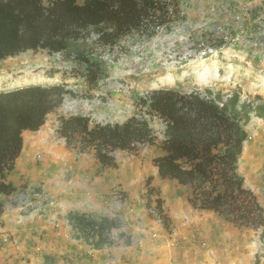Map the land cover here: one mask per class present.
Wrapping results in <instances>:
<instances>
[{"label":"trees","instance_id":"1","mask_svg":"<svg viewBox=\"0 0 264 264\" xmlns=\"http://www.w3.org/2000/svg\"><path fill=\"white\" fill-rule=\"evenodd\" d=\"M174 6L176 0H0V62L28 51L68 52L70 42L83 39L90 28L104 46H116L133 33L153 37L178 15ZM77 59L86 68L88 83L96 85L102 63L82 52ZM73 94L60 84L0 91V215L3 199L16 191L6 174L14 171L23 151L24 132L39 131L49 114ZM140 105L165 126V153L154 159L160 177L189 185L193 208L214 211L238 227L261 228L264 242V205L238 173L249 139L246 127L252 116L264 120L262 98L243 101L240 93L226 95L211 88L188 93L164 87L151 90ZM58 134L69 148L79 154L93 150L100 164L112 168L118 165L116 151L136 152L158 140L140 113L121 124L99 123L84 115L61 117ZM152 179L147 180L149 200ZM158 210L168 227L162 200ZM67 220L76 239L96 250L110 245V234L117 228L111 218L83 212H70Z\"/></svg>","mask_w":264,"mask_h":264},{"label":"rangeland","instance_id":"2","mask_svg":"<svg viewBox=\"0 0 264 264\" xmlns=\"http://www.w3.org/2000/svg\"><path fill=\"white\" fill-rule=\"evenodd\" d=\"M174 7L178 15L153 37L133 33L111 47L98 43V35L94 28H90L83 39L70 42L68 52L28 51L0 62V91L59 84L73 90L74 94L65 97L63 105L49 114L39 130L36 142L39 149L35 158L41 162L45 154L57 155L62 154V150H70L74 152L76 161L86 155V160L92 162L96 159L99 164L95 168L98 171L107 168L109 184L121 178L124 183L112 188L110 198L114 200H110V204L123 202L122 206L115 205L120 212L124 208L126 214L123 212L122 216L111 218L117 226L110 234L111 245L122 240L130 241L128 234L121 233V228L127 226L123 219L128 218L129 210L139 208L138 203L132 202L133 208L127 204V180L133 179L137 200H141L144 191L142 198L148 217L159 221L169 231L173 229L169 202L181 198L192 207L188 202L192 192L189 185L155 175L158 168L154 159L165 153L161 146L165 126L159 118L145 113L140 105L141 98L151 90L170 87L188 93L211 88L226 95L240 93L243 101H253L257 96L264 101V0H176ZM80 52L102 63L103 73H100L96 85L92 86L86 80V68L77 59ZM136 113L150 122L158 140L140 147L136 152L116 151V168L100 164L93 150L77 153L58 134L61 117L84 115L99 123L121 124ZM246 131L249 139L244 145L238 173L244 177L245 187L252 190L264 205V120L252 116ZM25 136L28 140L32 139L27 137L28 133ZM150 177L153 178L151 187L154 191L149 200L147 180ZM118 179L115 182H119ZM40 197L43 198L42 194ZM16 199L12 201L25 208L24 212H30L35 207L30 198L20 196ZM158 200H162L164 214L170 220L168 227L159 218ZM3 201L5 212L6 202ZM38 208L44 207L39 205ZM231 224L248 234H254L252 230H262ZM261 235L263 251L256 256L254 264L260 262L259 258L264 253ZM188 241L182 237L173 242L176 247H184L192 245Z\"/></svg>","mask_w":264,"mask_h":264},{"label":"crops","instance_id":"3","mask_svg":"<svg viewBox=\"0 0 264 264\" xmlns=\"http://www.w3.org/2000/svg\"><path fill=\"white\" fill-rule=\"evenodd\" d=\"M38 132H24L23 151L14 171L6 174V180L16 191L4 198L6 209L0 217V246L3 244L0 264H254L256 256L262 253L263 230H252L256 235L248 234L215 212L193 210L181 198L169 202L173 232L169 231L148 217L142 198L144 191L141 200H137L133 179L127 180V204L133 208V203H138L139 208L129 210L128 218L123 219L127 226L121 228V233L128 234L130 241L122 240L98 250L92 248L76 239L66 216L71 211L108 218L122 216L124 208L120 212L116 205L124 203L110 204L114 200L110 196L112 188L124 182L116 178L109 184L107 168L98 171L95 167L99 163L96 159L86 160V155L76 161L70 150H62L57 155L45 154L38 162L35 158L39 149ZM27 133L31 140L25 138ZM155 173L159 175L158 170ZM117 179L119 182H115ZM20 196L31 199L35 204L33 210L24 212L25 208L12 201ZM39 205L44 208H38ZM6 237L9 241L1 242ZM182 237L192 245L176 247L173 241ZM261 255L259 264H264V253Z\"/></svg>","mask_w":264,"mask_h":264},{"label":"clouds","instance_id":"4","mask_svg":"<svg viewBox=\"0 0 264 264\" xmlns=\"http://www.w3.org/2000/svg\"><path fill=\"white\" fill-rule=\"evenodd\" d=\"M6 238H8V241H9V237H6ZM4 239H5V238H3V239L1 240V242H3ZM8 241H7V242H8ZM4 243H6V242H4Z\"/></svg>","mask_w":264,"mask_h":264},{"label":"built area","instance_id":"5","mask_svg":"<svg viewBox=\"0 0 264 264\" xmlns=\"http://www.w3.org/2000/svg\"><path fill=\"white\" fill-rule=\"evenodd\" d=\"M8 241V238H5L4 240H3V242H7Z\"/></svg>","mask_w":264,"mask_h":264}]
</instances>
